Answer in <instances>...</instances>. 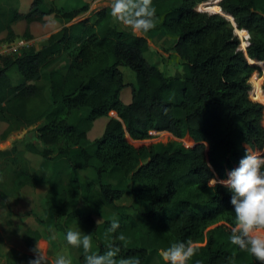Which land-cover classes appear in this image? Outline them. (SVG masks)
<instances>
[{
  "label": "trees",
  "instance_id": "1",
  "mask_svg": "<svg viewBox=\"0 0 264 264\" xmlns=\"http://www.w3.org/2000/svg\"><path fill=\"white\" fill-rule=\"evenodd\" d=\"M44 1L30 0L23 13L0 8V45L16 38L11 26L18 22L24 23L21 36L30 40V24L51 16L63 25L88 10L46 7ZM152 4L155 29L174 39L180 74L165 76L149 65L143 35L152 30L134 35L111 27L110 7H93L37 49L0 56V123L6 125L1 138L34 127L40 147L27 143L22 151H0L10 173L8 184H0V199L15 198L25 186L45 187L39 223L60 233L68 246L66 232L80 227L92 234V251L99 254L106 251L104 235L115 216L120 227L112 235L127 237L116 241L121 257L139 256L149 264L154 256L166 264L164 249L191 240L196 252L187 264H229L230 257L234 264H259L229 242L236 226L232 194L214 176L226 179L245 150L264 155V0ZM61 59L67 60L64 70L52 69ZM120 67L133 73V84L123 83ZM11 69L22 80L18 85L8 78ZM42 73L46 95L35 85ZM125 86L127 104L120 101ZM100 119V135L88 140ZM25 153L40 158L38 168L27 167ZM80 170L91 172L88 183L77 179ZM125 195L129 205L115 206ZM20 239L34 254L39 234L24 229ZM74 251L76 263L85 264L83 248ZM4 262L20 264V258L9 250Z\"/></svg>",
  "mask_w": 264,
  "mask_h": 264
},
{
  "label": "rangeland",
  "instance_id": "2",
  "mask_svg": "<svg viewBox=\"0 0 264 264\" xmlns=\"http://www.w3.org/2000/svg\"><path fill=\"white\" fill-rule=\"evenodd\" d=\"M1 1V0H0ZM11 1V0H10ZM21 0H18V2ZM15 3V2H14ZM112 0H95V1H87V0H45L44 5L46 7L50 5H59L58 7L64 9H79L83 6L88 7L87 12H89L93 7L99 6L102 7H110ZM210 3V2H207ZM17 4V0H16ZM206 4V3H205ZM17 7V6H16ZM24 7V3H21L20 8ZM201 8L202 5L200 6ZM203 10V9H202ZM208 10V9H207ZM87 12H84L82 15L74 18L71 22L63 24L60 21H56L51 16L45 17L42 23H32L29 25V34L31 36V40H25L21 35L24 30L23 22H18L16 25L11 26L14 33L16 34V38L7 43H2L0 45V56H14L21 49L26 47H32L37 49L40 47L43 38H46L50 33L58 31L62 26H68L81 17L87 15ZM93 19L90 20L89 25L92 24ZM61 23V24H60ZM159 20L157 19L156 26L158 25ZM109 25L111 27H115L119 30L129 31L134 35H139L138 32H133L130 27L123 25L118 22L115 18H111L109 21ZM147 39L148 51L143 55L145 61L152 66H155L160 72H162L165 76H172L176 73H181V61L174 56L171 51V47L174 43V39L168 37L164 34L162 29H153L148 34L143 35ZM4 33L0 34V38L3 39ZM5 47V48H4ZM9 49V51H6ZM64 59H61L62 61ZM57 62L52 69L55 70H64V65L60 66L61 62ZM119 71L122 75V80L124 84H133L134 76L133 73L125 68L120 67ZM44 75L46 73H42V78L35 85L41 90L43 95H46V80L44 79ZM8 78L12 85L17 84V78L20 79L17 72L14 69L9 70ZM259 79L263 81L264 73L260 72ZM20 79V83H21ZM130 100V90L128 86H125L120 93V101L124 104H127ZM102 121L104 119H100L94 122L91 129L87 133V139L92 140L97 138L102 131ZM4 125H0V151L9 150L11 147H14L17 151H22L25 144L32 143L38 146L37 141L34 138L33 129L34 127L29 128H21L18 131L11 132L5 139L1 138V134L4 131ZM159 139V138H157ZM168 137H161L159 140L165 141ZM184 146L190 147L185 140H182ZM24 160L26 161L27 167L35 170L39 167L40 158L36 155H31L25 153L23 155ZM8 166H4L3 162L0 160V184H8L7 180ZM10 174V173H8ZM77 179L81 183H88L92 174L88 170H80L76 172ZM45 187H28L25 186L19 190L17 196L15 198H7L5 200L0 199V264H5L4 255L7 251L13 250L17 257L22 259V264L25 263V258L27 256H32L23 246L20 234L24 229H29L31 231H35L39 234L40 239L38 242L40 243L41 249H43L47 256L50 259H54L57 255H64L69 258L72 264H77L75 261V251L74 246L66 245L64 243L63 236L58 232H49V229L43 227L42 224L39 223L41 219V210H42V200L44 195ZM130 203V196L125 195L119 201L114 203L115 206H128ZM93 221L97 223L100 219L94 214H90ZM80 227L71 226L72 230H80ZM55 236V239H52V236ZM36 245V244H35ZM163 258V257H162ZM149 264H158V260L156 257L151 256Z\"/></svg>",
  "mask_w": 264,
  "mask_h": 264
},
{
  "label": "clouds",
  "instance_id": "3",
  "mask_svg": "<svg viewBox=\"0 0 264 264\" xmlns=\"http://www.w3.org/2000/svg\"><path fill=\"white\" fill-rule=\"evenodd\" d=\"M110 8L111 16L130 27L133 32L147 33L156 27L157 9L152 0H112ZM208 166L211 168V165ZM214 182L232 194L231 204L236 226L228 237L229 242L254 256L259 264H264V236L253 235L264 232V155L245 150L239 166L229 171L226 179H217L214 176ZM119 227V220L114 216L104 235L106 251L103 254L92 251V234H85L81 230L69 229L66 232V241L69 245L83 248L85 264H142L139 256L119 255L121 248L116 241L127 240L123 233L112 235ZM53 231L50 227L49 232ZM52 239H55L54 235ZM31 251L34 258L30 259L28 264H72L64 255L50 259L38 241ZM195 252L191 240L177 241L164 249L162 256L166 264H187ZM229 264H234V257L229 258Z\"/></svg>",
  "mask_w": 264,
  "mask_h": 264
},
{
  "label": "crops",
  "instance_id": "4",
  "mask_svg": "<svg viewBox=\"0 0 264 264\" xmlns=\"http://www.w3.org/2000/svg\"><path fill=\"white\" fill-rule=\"evenodd\" d=\"M15 2V3H14ZM21 3H24V7L23 8H20V5H21ZM29 3H30V0H21V1H19L18 2V0H17V4H16V0H1L0 1V8L1 9H8V8H15V9H17V11L19 12V13H23V12H25L26 11V9H27V7H28V5H29ZM17 6V7H16ZM54 6H59V5H57V4H55ZM20 23V22H19ZM16 25V24H15ZM23 25H24V23H23ZM13 30V29H12ZM14 32V31H13ZM56 32V31H55ZM54 33V32H53ZM51 34V33H50ZM49 36V35H48ZM48 36H46V38L48 37ZM43 39H45V38H43ZM31 40V39H30ZM30 40H28V41H30ZM61 63H60V66L61 65H64V66H66L67 65V60L66 59H64V60H62V61H60ZM18 80H17V84H19L20 83V79L19 78H17ZM104 123H105V121H102V125H104ZM0 125H4V124H1L0 123ZM5 127H4V129L6 128V125H4ZM8 252V251H7ZM6 252V253H7ZM5 253V254H6ZM16 255V254H15ZM33 255V254H32ZM5 256V255H4ZM27 257H30V256H27ZM27 257L25 258V263H28V261H27ZM33 257H34V255H33ZM18 258H20V257H18ZM20 264H22V259L20 258Z\"/></svg>",
  "mask_w": 264,
  "mask_h": 264
},
{
  "label": "built area",
  "instance_id": "5",
  "mask_svg": "<svg viewBox=\"0 0 264 264\" xmlns=\"http://www.w3.org/2000/svg\"><path fill=\"white\" fill-rule=\"evenodd\" d=\"M5 48V47H4ZM6 51H9V49H6Z\"/></svg>",
  "mask_w": 264,
  "mask_h": 264
},
{
  "label": "water",
  "instance_id": "6",
  "mask_svg": "<svg viewBox=\"0 0 264 264\" xmlns=\"http://www.w3.org/2000/svg\"><path fill=\"white\" fill-rule=\"evenodd\" d=\"M163 257V256H162Z\"/></svg>",
  "mask_w": 264,
  "mask_h": 264
}]
</instances>
